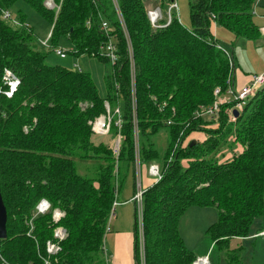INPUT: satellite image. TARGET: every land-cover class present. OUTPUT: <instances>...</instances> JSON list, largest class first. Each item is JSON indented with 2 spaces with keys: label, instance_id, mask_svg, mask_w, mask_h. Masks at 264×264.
I'll use <instances>...</instances> for the list:
<instances>
[{
  "label": "trees",
  "instance_id": "obj_1",
  "mask_svg": "<svg viewBox=\"0 0 264 264\" xmlns=\"http://www.w3.org/2000/svg\"><path fill=\"white\" fill-rule=\"evenodd\" d=\"M44 1L0 0V90L5 69L20 80L12 97L0 92V190L8 234L0 247L8 264H43L58 224L67 236L54 261L106 264L105 235L129 175L137 190L135 122L142 166L159 161L162 172L143 193L144 264L198 259L179 232L181 217L193 205L218 208L209 235L227 264H247L244 247L231 248V241L248 237L255 220L264 216V87L249 97L235 120L230 118L235 101L221 105L218 118L207 121L214 129L195 112L213 104L216 87L226 92L235 70L233 55L215 38L214 24L236 39H258L260 29L253 20L257 0H190L191 26L175 17L164 28L152 26L147 0H55L59 10L46 8ZM168 1L160 0V6ZM25 6L52 27L45 45L28 23ZM6 10L16 12L19 26L3 18ZM109 42L116 46L114 64L101 55ZM44 46L56 55L64 49L65 58L71 53L109 62L113 72L107 93H99L90 73L49 64ZM106 101L112 113L120 109L121 128L117 114L110 127V134L122 137L118 156L111 144L93 138L91 122L106 112ZM163 130L169 142L161 152L155 137ZM196 130L207 138L191 145L187 138ZM224 147L232 156L221 161ZM76 160L94 161L93 176L81 174ZM42 198L64 212L58 224L52 213L33 217ZM134 229L135 264H141L137 212Z\"/></svg>",
  "mask_w": 264,
  "mask_h": 264
},
{
  "label": "rangeland",
  "instance_id": "obj_2",
  "mask_svg": "<svg viewBox=\"0 0 264 264\" xmlns=\"http://www.w3.org/2000/svg\"><path fill=\"white\" fill-rule=\"evenodd\" d=\"M45 1H44V5H45ZM167 3L161 7L163 8L164 12H166V9L168 8ZM190 3H191L190 0H177L180 20H181V23L186 27L191 26ZM146 5H147V10L154 9L156 5L160 6V0H156V1L147 0ZM59 9L60 8H58V10ZM11 12H12L13 17L18 21L19 19H17L16 12L15 11H11ZM24 12L28 16V23L34 27L37 37L39 39V44L42 46V43L45 42L47 38H49L48 36L50 35V31L52 27H50V25L45 21V19H43V17H41L32 8L25 6ZM257 17L258 16H255V22L258 24V26L259 27L264 26V20L257 18ZM28 23H26L27 27H29ZM12 24L16 25L14 23ZM213 30H214L215 38L216 40H218L221 48L225 50L229 55L231 56L233 55L235 68H239V66H241L244 69V72H246L247 74H251V77L264 73V35L263 37H261L262 36L261 34L260 38L254 39V40H248V39H243V38L236 39L235 36L223 26L214 24ZM46 43L47 41L43 45H45ZM60 43L65 48L71 49L72 47L69 44V42L65 40H61ZM44 47L47 51L51 50L50 48H47L48 46H44ZM47 62L51 65L59 64L62 66H66L76 71H79L80 69H82V71L90 73V75L93 77L100 94L105 95L108 91L107 85H106L107 79L110 76V74L113 72V67L109 62L100 61L98 58L93 57V56H88V55H83V56H79L78 58H76L71 53H68L67 58H60L53 51H50V53L47 55ZM74 62L76 65L75 64L73 65ZM233 75H234V72H233ZM2 80H3V77H2ZM236 88L240 89L241 87L240 88L236 87ZM7 90H8V87L3 83V88L0 90L2 95H5L4 92ZM224 93L225 92H222L221 97L226 96V94ZM133 103H134V99H133ZM80 105L82 108H84L86 104L81 103ZM108 108L109 109H107L106 107V112L102 115L109 114L113 120L116 110H114V113H112L109 103H108ZM132 111L134 115L135 114L134 105H132ZM204 122H205L204 126L211 128V129L216 128L215 125H213L212 123H208L207 120H205ZM24 129L25 131H28V127H25ZM134 129H135L136 156L139 158L140 139H139V130H138L136 122H135ZM198 134H201V131H197V130L193 131L189 135L187 140H194L192 139V137L197 136ZM117 135L113 136L109 132L105 134L104 136L94 134L93 138H94V142L97 144L100 142H105V143H109V145L110 144L112 145L116 141ZM168 142L169 141L167 137V132L165 130L160 132L155 137L156 147L159 148L161 152L165 151ZM221 151H222L221 152L222 155L220 156L221 161H226L227 159L231 158L232 150L230 148L224 147L223 150ZM115 156H118V155H115ZM76 163L78 166V170L81 172V174L93 176V174L95 173L94 161L92 162V161L76 160ZM151 163H157L161 167V164L159 163V161H152L147 164H144L141 168L142 184L144 182L143 181L144 173L149 175L148 167ZM133 192H134V179L132 175H129L126 182L123 184V190L121 191L118 201L116 202V205H115V211H114L115 215L114 216H116V218L112 215L113 217L111 216L110 221H109L111 230L115 227L116 222H119V224L123 228L131 227L132 231L134 230V220H135L134 214H136V211L134 212L135 203L131 202L130 200V198L133 195ZM51 208L62 210L59 207L53 208L52 205H51ZM218 217H219V211L216 206L201 207L198 205H193V206H190L186 210V212L183 214L179 222L180 223L179 232L186 246L190 250H192L197 255L198 258L207 257L209 264H227L224 254L220 251L218 245L215 244V242L212 240L211 236L209 235L207 231L209 225L216 222ZM57 227H62L63 229H65L63 226L59 224L57 225ZM263 228H264V216L259 217L255 220L254 224L252 225L250 229L248 240H246V237H243V238H240V240L235 239L231 241V248H235L237 246L244 247L242 256H243L244 261L248 264H264V239L261 236H259L258 238H255V234L258 232V230L263 229ZM110 236H111V231L109 232L107 230L106 235H105V241H104V244L106 247L110 242ZM142 239L143 238L140 235V243ZM105 253H108L107 249H106V252L104 250V255ZM143 254H144V251H143ZM103 258L106 260V255ZM195 262H193L192 264H194ZM106 264H108L107 261H106ZM141 264H144L143 259L141 260Z\"/></svg>",
  "mask_w": 264,
  "mask_h": 264
},
{
  "label": "built area",
  "instance_id": "obj_3",
  "mask_svg": "<svg viewBox=\"0 0 264 264\" xmlns=\"http://www.w3.org/2000/svg\"><path fill=\"white\" fill-rule=\"evenodd\" d=\"M168 8L166 9V12L163 11V8L161 6H156L154 9L148 10V17L149 20L154 28H164L167 25H169L172 22L173 18H178L179 21V10H178V4L177 0H169L168 1ZM46 8L48 9H58L60 6L55 2V0H46L45 1ZM3 18L11 21L14 24L20 25V23L13 17L12 12L9 10H6L3 12ZM108 24L106 22L103 23V28H107ZM262 34H264V28L261 30ZM50 36V35H49ZM48 36V37H49ZM101 55H106L111 63H116L118 59V55L116 53V46L112 42H109L108 45L104 46V48H101ZM56 53L62 57H66V51L62 48H58L56 50ZM129 56L131 59V70H132V76H133V81H134V58H133V51L132 48H129ZM3 83L8 87V90L4 92V94L7 97H12L14 92L17 90V87L20 83V80L18 76L13 73L9 69H5L3 73ZM133 84V83H132ZM228 88L224 94L226 96L221 97L222 95V90L220 87H216L214 90V96L215 100L213 104L208 105V106H201L196 110L195 112V117L199 119H204L207 121L215 120L218 118L219 112H220V106L228 103L230 101H235V106L234 109L241 110V108L246 104L248 101L249 97L252 96L258 89L262 88L264 86V73L260 75L253 76L251 78V82L248 84H245L242 86L240 89L236 88L235 82H234V75H232L229 80H228ZM134 90V87H133ZM105 107L108 108V103L107 101L105 102ZM231 110V120H235V115L233 113V110ZM115 114H118L119 118L116 121V124L118 125L119 128L122 126V121H121V115H120V109L119 107L116 108ZM172 120H168V124H172ZM112 123V118L111 116L108 115H101L97 118H95L91 122V127L96 135H102L104 136L105 134L110 132V127ZM122 141V137L120 133L117 135L116 141L111 145V149L113 150V153L115 155H118L119 150H120V144ZM142 164L137 157V164H136V186L137 190L135 194L133 195L132 200L135 203V210L137 212V216L139 219V230H140V235L143 238V225H142V211H143V193L146 190L145 187L142 184ZM148 174L154 178L155 181H158L162 177V172H161V167L157 163H151L148 167ZM116 205V203H115ZM115 211V210H114ZM45 213H52V218L53 221L57 224L63 217H64V212L60 209H52L51 208V203L45 199L42 198L36 205L35 209V214L33 217H35L38 214H45ZM114 214V213H113ZM30 225L32 224V219L29 221ZM109 228V227H108ZM264 239V230H262L259 234ZM67 232L65 229L62 227H56L54 230V238L55 241H47L46 244V250H47V257L43 259L44 263L43 264H58L57 259L54 261L52 259V256L57 255L61 251V245L60 242L66 238ZM141 256L142 259L144 260V254H143V239L141 241ZM203 258V257H202ZM198 258L196 262H198L200 259ZM0 260L3 263L8 262L5 260V258L2 255L1 252V247H0ZM208 260V258H207ZM195 262V263H196ZM209 262V261H208ZM194 263V264H195Z\"/></svg>",
  "mask_w": 264,
  "mask_h": 264
},
{
  "label": "crops",
  "instance_id": "obj_4",
  "mask_svg": "<svg viewBox=\"0 0 264 264\" xmlns=\"http://www.w3.org/2000/svg\"><path fill=\"white\" fill-rule=\"evenodd\" d=\"M255 16H258L257 18L264 20V0H257L256 1L255 7H254V17H253L254 22H255ZM255 24L258 26V24L256 22H255ZM258 28L260 29V32H261V30L264 28V26H261V27L258 26ZM261 34H262V32H261ZM261 34H260V36H261ZM263 35L264 34H262L261 37H263ZM74 64H75V62L73 63V65ZM70 66H72V65H70ZM251 78H252L251 74H247L246 72H244V69L241 66H239V68H235L234 82H235L236 87L240 88V87L244 86L245 84L250 83ZM206 138H207V136L203 132H201V134H198L197 136L192 137V139H194L196 142L197 141L203 142ZM190 141H192V140H190ZM143 181H144L143 186L145 187V189L151 187L154 183H156V181L154 180L153 177H150V175H147L145 173L143 176ZM134 194L135 193L133 192V195ZM133 195L130 198V200H131V202L134 203V201L132 200ZM134 212H135V209H134ZM114 215H115V213L113 214V216ZM114 217L116 218V216H114ZM134 217H135V214H134ZM134 223H135V220H134ZM134 230L132 231L131 227L123 228L119 224V222H116L115 227L111 230V226L109 224L108 231L109 232L111 231L110 242L107 245V247L104 244V250L106 252V249H107V252H108V253H105L106 261L108 262V264H112V262H113V264H135ZM262 230H264V228L258 230V232L255 234V238L259 237L258 234ZM236 239L240 240V238H236ZM248 239L249 238L246 237V240H248Z\"/></svg>",
  "mask_w": 264,
  "mask_h": 264
},
{
  "label": "water",
  "instance_id": "obj_5",
  "mask_svg": "<svg viewBox=\"0 0 264 264\" xmlns=\"http://www.w3.org/2000/svg\"><path fill=\"white\" fill-rule=\"evenodd\" d=\"M233 112L235 116H238L239 114L238 109H234ZM195 142H196L195 140H192L191 145H193ZM6 224H7V209L4 204L3 197L1 194V190H0V239H5L8 236Z\"/></svg>",
  "mask_w": 264,
  "mask_h": 264
},
{
  "label": "bare ground",
  "instance_id": "obj_6",
  "mask_svg": "<svg viewBox=\"0 0 264 264\" xmlns=\"http://www.w3.org/2000/svg\"><path fill=\"white\" fill-rule=\"evenodd\" d=\"M195 264H209V262H208L207 258H202L198 262H196Z\"/></svg>",
  "mask_w": 264,
  "mask_h": 264
}]
</instances>
